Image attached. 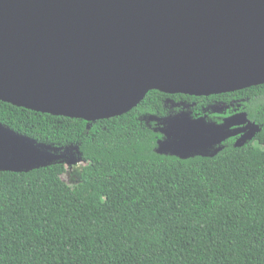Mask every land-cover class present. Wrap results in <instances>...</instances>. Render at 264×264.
<instances>
[{"label": "trees", "instance_id": "1", "mask_svg": "<svg viewBox=\"0 0 264 264\" xmlns=\"http://www.w3.org/2000/svg\"><path fill=\"white\" fill-rule=\"evenodd\" d=\"M234 95L256 139L188 157L162 150L150 118L207 95L154 89L96 121L0 100V124L87 161L74 184L62 158L0 168V264H264V83Z\"/></svg>", "mask_w": 264, "mask_h": 264}, {"label": "water", "instance_id": "2", "mask_svg": "<svg viewBox=\"0 0 264 264\" xmlns=\"http://www.w3.org/2000/svg\"><path fill=\"white\" fill-rule=\"evenodd\" d=\"M263 83L264 0H0V100L16 106L96 121L154 89Z\"/></svg>", "mask_w": 264, "mask_h": 264}, {"label": "flooded vegetation", "instance_id": "3", "mask_svg": "<svg viewBox=\"0 0 264 264\" xmlns=\"http://www.w3.org/2000/svg\"><path fill=\"white\" fill-rule=\"evenodd\" d=\"M236 91H231V93ZM226 93L229 92L207 95V102L199 105L200 111L198 112L192 110V107L197 105L196 102H176L173 99H168L167 107L169 106L171 111L166 116H151L150 118L164 133L162 143L160 141L162 150L180 157L197 154L211 156L223 150L228 144L240 146V139L248 134L250 124L255 122L249 118L245 111L246 98L236 95L221 97ZM193 134H203L208 142L200 146L196 143V138L189 139V137H193ZM185 138L190 140V143H195V147L188 148V143L186 146H182L181 142L182 140L184 142ZM255 139L256 137L247 142H252ZM192 140L195 141L192 142ZM36 158L38 160L39 157ZM7 159L10 161L0 160V168H25L34 162L33 159H23L20 156H14L13 153Z\"/></svg>", "mask_w": 264, "mask_h": 264}, {"label": "rangeland", "instance_id": "4", "mask_svg": "<svg viewBox=\"0 0 264 264\" xmlns=\"http://www.w3.org/2000/svg\"><path fill=\"white\" fill-rule=\"evenodd\" d=\"M193 138L197 139L196 143L200 144V146L208 142L203 134H193V137H189V139ZM189 141L190 140H187V138H185L184 142L182 140V146H186L188 143V148L190 146L195 147V143H190ZM194 141L195 140H192V142ZM12 153L14 156H20L23 159H33L34 162L25 168L42 164L47 160L62 158L66 162V172L62 175V178L71 184L77 183L81 179L82 168L87 165V161L77 157V152L74 147L56 149L48 145L37 143L32 138L18 134L0 125V160L9 162L10 159H7V157ZM36 157H39L38 160Z\"/></svg>", "mask_w": 264, "mask_h": 264}]
</instances>
